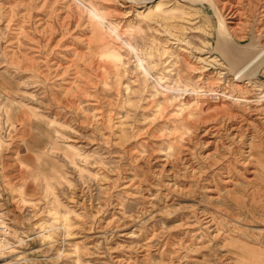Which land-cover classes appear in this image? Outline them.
<instances>
[{"label":"rangeland","instance_id":"1","mask_svg":"<svg viewBox=\"0 0 264 264\" xmlns=\"http://www.w3.org/2000/svg\"><path fill=\"white\" fill-rule=\"evenodd\" d=\"M0 194V264H264V0H0Z\"/></svg>","mask_w":264,"mask_h":264},{"label":"built area","instance_id":"2","mask_svg":"<svg viewBox=\"0 0 264 264\" xmlns=\"http://www.w3.org/2000/svg\"><path fill=\"white\" fill-rule=\"evenodd\" d=\"M13 218L10 214L6 199L0 194V251H5L11 246L14 232Z\"/></svg>","mask_w":264,"mask_h":264},{"label":"bare ground","instance_id":"3","mask_svg":"<svg viewBox=\"0 0 264 264\" xmlns=\"http://www.w3.org/2000/svg\"><path fill=\"white\" fill-rule=\"evenodd\" d=\"M252 65V64H251ZM254 66V65H253ZM248 69V68H247ZM237 76V75H236ZM237 77H239V76H237ZM233 79V78H232ZM228 164V163H227Z\"/></svg>","mask_w":264,"mask_h":264}]
</instances>
